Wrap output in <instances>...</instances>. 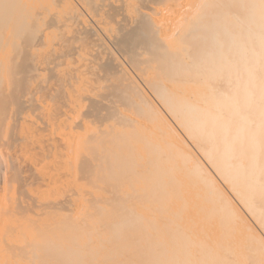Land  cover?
<instances>
[{"label":"bare ground","instance_id":"bare-ground-1","mask_svg":"<svg viewBox=\"0 0 264 264\" xmlns=\"http://www.w3.org/2000/svg\"><path fill=\"white\" fill-rule=\"evenodd\" d=\"M0 95V264H264V0H0Z\"/></svg>","mask_w":264,"mask_h":264},{"label":"rangeland","instance_id":"rangeland-1","mask_svg":"<svg viewBox=\"0 0 264 264\" xmlns=\"http://www.w3.org/2000/svg\"><path fill=\"white\" fill-rule=\"evenodd\" d=\"M113 11H115V10H113ZM115 13V12H114ZM135 32H133V33H128V34H130V35H128V34H126L125 35V37H126V40L124 39V43L126 44H128V46L129 45H131L132 43V45H134V44H136V40H138V34L136 33V34H134ZM134 36H133V35ZM128 35V36H127ZM136 35V36H135ZM133 41V42H132ZM138 42H139V40H138ZM137 42V43H138ZM129 47H131V46H129ZM30 55V54H29ZM27 53L25 54V52H24V54H23V52L21 53V55H20V58L19 59H22V61L24 62V63H22V61L20 60L18 63H17V73H18V76H17V80H16V82H17V85H16V90H18V91H16V92H19V89H21V90H24L25 88H26V85H25V82H27L28 81V78H27V75H26V71H28L29 70V68H30V57H28L29 56ZM27 56V57H26ZM25 60V61H24ZM106 67L108 68V69H113V65H112V63H110V62H108L107 64H106ZM111 67V68H110ZM26 78V79H25ZM27 80V81H26ZM28 83V82H27ZM4 95V94H3ZM4 96H6V95H4ZM9 97V96H8ZM0 102L1 103H3L2 101H4L6 98L5 97H3V96H1L0 95ZM11 98V99H10ZM8 99V98H7ZM10 100H13L14 102H17V101H19V99H17V96L14 94L12 97H9V101ZM5 101H7L8 102V100H5ZM99 105V104H98ZM97 104H96V106H98ZM94 107H95V105H93ZM99 107L100 108H93V110H92V114L94 113V116H97V117H99L98 115H100V113H102L101 111V109H104L101 105H99ZM99 110V111H98ZM91 111V110H90ZM94 111V112H93ZM100 112V113H99ZM99 113V114H98ZM92 114H89V115H92ZM98 114V115H97ZM100 117H101V115H100ZM78 256L79 255H71V257L73 258L72 260H71V264H79V262L81 261L80 259H78ZM81 256V255H80ZM79 256V257H80Z\"/></svg>","mask_w":264,"mask_h":264}]
</instances>
